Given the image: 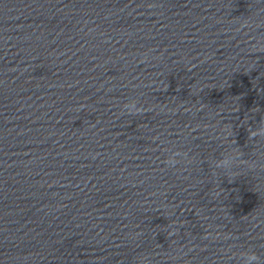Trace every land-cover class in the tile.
<instances>
[{"label": "water", "instance_id": "1", "mask_svg": "<svg viewBox=\"0 0 264 264\" xmlns=\"http://www.w3.org/2000/svg\"><path fill=\"white\" fill-rule=\"evenodd\" d=\"M260 126L264 0H0V264H264Z\"/></svg>", "mask_w": 264, "mask_h": 264}, {"label": "clouds", "instance_id": "2", "mask_svg": "<svg viewBox=\"0 0 264 264\" xmlns=\"http://www.w3.org/2000/svg\"><path fill=\"white\" fill-rule=\"evenodd\" d=\"M125 109L129 112L136 111V104L134 102H130L129 104L125 105ZM250 137L255 138L257 136L264 137V126L257 127L256 129H250ZM230 131L225 129V138L230 135ZM181 154L179 152H173L167 160L165 164L168 167H175L178 163V157ZM241 163V157L238 153L234 151L226 152L222 155V158L217 159L212 162V166L214 170H219L218 172L214 173L216 175H223L228 179H233L237 175H239V168ZM251 167H255L254 164ZM219 195V193H216ZM241 260L243 264H259V257L252 252L242 253Z\"/></svg>", "mask_w": 264, "mask_h": 264}]
</instances>
